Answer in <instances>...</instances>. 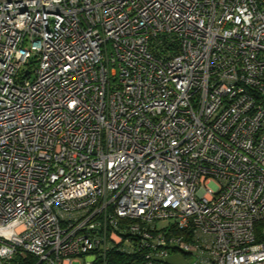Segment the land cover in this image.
Here are the masks:
<instances>
[{"label": "built area", "instance_id": "2783aa9c", "mask_svg": "<svg viewBox=\"0 0 264 264\" xmlns=\"http://www.w3.org/2000/svg\"><path fill=\"white\" fill-rule=\"evenodd\" d=\"M114 247L264 264V0H0V264Z\"/></svg>", "mask_w": 264, "mask_h": 264}, {"label": "trees", "instance_id": "16d2710c", "mask_svg": "<svg viewBox=\"0 0 264 264\" xmlns=\"http://www.w3.org/2000/svg\"><path fill=\"white\" fill-rule=\"evenodd\" d=\"M134 260V255L114 247L104 255L97 256L90 264H130ZM35 262L36 258L32 255H16L14 258V264H34Z\"/></svg>", "mask_w": 264, "mask_h": 264}, {"label": "rangeland", "instance_id": "374dc122", "mask_svg": "<svg viewBox=\"0 0 264 264\" xmlns=\"http://www.w3.org/2000/svg\"><path fill=\"white\" fill-rule=\"evenodd\" d=\"M32 76H33V74H32ZM86 258L87 257L75 259L72 264H82Z\"/></svg>", "mask_w": 264, "mask_h": 264}]
</instances>
